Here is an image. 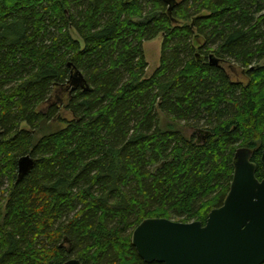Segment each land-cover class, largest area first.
Wrapping results in <instances>:
<instances>
[{
	"label": "trees",
	"instance_id": "obj_1",
	"mask_svg": "<svg viewBox=\"0 0 264 264\" xmlns=\"http://www.w3.org/2000/svg\"><path fill=\"white\" fill-rule=\"evenodd\" d=\"M263 60L264 0H0V264H164L143 220L205 224L239 148L264 178Z\"/></svg>",
	"mask_w": 264,
	"mask_h": 264
},
{
	"label": "water",
	"instance_id": "obj_2",
	"mask_svg": "<svg viewBox=\"0 0 264 264\" xmlns=\"http://www.w3.org/2000/svg\"><path fill=\"white\" fill-rule=\"evenodd\" d=\"M169 11L177 0H165ZM210 63L220 66V59L210 55ZM75 86L86 81L77 71ZM88 89V87H86ZM253 150L239 148L234 156V174L223 205L211 210L206 223L180 222L169 218H147L133 231L132 243L147 263L164 264H263L264 263V178L256 175ZM264 165V147L261 157ZM26 155L18 161V179L35 166ZM64 264H82L71 258Z\"/></svg>",
	"mask_w": 264,
	"mask_h": 264
},
{
	"label": "rangeland",
	"instance_id": "obj_3",
	"mask_svg": "<svg viewBox=\"0 0 264 264\" xmlns=\"http://www.w3.org/2000/svg\"><path fill=\"white\" fill-rule=\"evenodd\" d=\"M72 35L75 39H79V36L75 31H72ZM164 37L162 34H159L154 39L148 40L144 43V52L146 61L148 63L146 75H152L160 65L161 54H162V45ZM264 64V60L261 61L260 65ZM232 75H236L239 79H244L243 70L238 66L233 64V68L228 69Z\"/></svg>",
	"mask_w": 264,
	"mask_h": 264
},
{
	"label": "flooded vegetation",
	"instance_id": "obj_4",
	"mask_svg": "<svg viewBox=\"0 0 264 264\" xmlns=\"http://www.w3.org/2000/svg\"><path fill=\"white\" fill-rule=\"evenodd\" d=\"M176 221V220H175Z\"/></svg>",
	"mask_w": 264,
	"mask_h": 264
}]
</instances>
